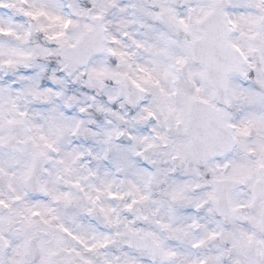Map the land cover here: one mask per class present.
Segmentation results:
<instances>
[{"label":"clouds","instance_id":"clouds-1","mask_svg":"<svg viewBox=\"0 0 264 264\" xmlns=\"http://www.w3.org/2000/svg\"><path fill=\"white\" fill-rule=\"evenodd\" d=\"M0 264H264V0H0Z\"/></svg>","mask_w":264,"mask_h":264}]
</instances>
